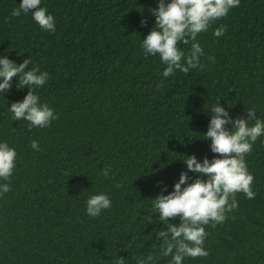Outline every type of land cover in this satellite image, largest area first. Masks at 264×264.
Here are the masks:
<instances>
[{"label":"trees","instance_id":"1","mask_svg":"<svg viewBox=\"0 0 264 264\" xmlns=\"http://www.w3.org/2000/svg\"><path fill=\"white\" fill-rule=\"evenodd\" d=\"M19 3L0 0V54L49 73L36 91L57 118L29 129L8 111L28 89L13 86L0 97V140L17 152L10 191L0 196V264H115L117 256L135 264L134 256L160 244L151 234L156 222L144 218L158 182L171 191L185 155H214L202 137L213 103L220 99L233 118L250 107L264 118V0H240L198 35L203 67L167 78L159 57L140 47L157 0H41L54 33L31 12L12 16ZM220 25L226 30L218 38L212 32ZM190 46L179 45L185 52ZM262 140L245 157L255 198L237 193L226 220L204 226L208 255L183 264H264ZM109 165L107 177L99 174ZM98 192L112 207L89 217L86 199Z\"/></svg>","mask_w":264,"mask_h":264},{"label":"clouds","instance_id":"2","mask_svg":"<svg viewBox=\"0 0 264 264\" xmlns=\"http://www.w3.org/2000/svg\"><path fill=\"white\" fill-rule=\"evenodd\" d=\"M239 6L240 0H157V6L150 9L154 26L141 39L140 47L145 55L159 57L165 65L162 72L165 78L177 70L188 73L190 69L203 67L204 49L197 40L198 35ZM29 12L42 30L56 31L54 17L41 6V0H20L19 7L11 14L19 16ZM140 23L143 25L146 20ZM225 30L220 25L212 35L219 38ZM190 41L187 52L179 47ZM28 64L29 59L16 63L0 54V97L4 98L13 86L18 90L26 87L28 91L22 100L9 103L11 119L27 121L29 129L46 128L57 116L52 107L41 101L36 90L47 83L49 73L36 66L29 69ZM13 77H16L15 84ZM219 100L211 106L207 130L202 134L203 139L210 141L208 147L214 155L211 159L207 156L198 159L194 153L185 155L181 162L186 169L179 173L171 191L167 184L158 182L160 191L150 199L144 218L147 225L156 222L151 234L154 233L160 244H155V252L134 256L135 264H159L161 257L168 258L167 264H183L188 257H206L204 243L208 234L204 226L224 222L226 213L237 207V193L245 194L247 199L255 198L254 176L248 170L245 157L257 139L264 137V118L257 115L254 107L246 108V115L233 118ZM30 145L39 151L37 140H31ZM16 163L15 147L0 140V181H5L0 183V196L10 191L6 181L11 178ZM110 170L111 166H106L99 174L107 177ZM111 207L109 195L98 192L86 199L85 213L94 218ZM174 218L179 223H174ZM115 264H126V258L117 256Z\"/></svg>","mask_w":264,"mask_h":264}]
</instances>
